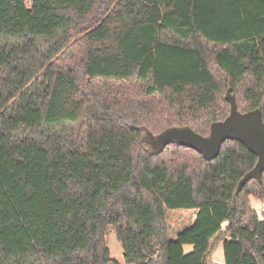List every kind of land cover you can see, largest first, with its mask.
Here are the masks:
<instances>
[{
    "label": "trees",
    "instance_id": "1",
    "mask_svg": "<svg viewBox=\"0 0 264 264\" xmlns=\"http://www.w3.org/2000/svg\"><path fill=\"white\" fill-rule=\"evenodd\" d=\"M226 89L264 119V0H0V264H119L110 231L126 264H264L258 157L144 136L208 135Z\"/></svg>",
    "mask_w": 264,
    "mask_h": 264
},
{
    "label": "water",
    "instance_id": "2",
    "mask_svg": "<svg viewBox=\"0 0 264 264\" xmlns=\"http://www.w3.org/2000/svg\"><path fill=\"white\" fill-rule=\"evenodd\" d=\"M226 100L230 103V114L213 122L208 135L196 132L191 126H172L158 135L148 133L146 142L153 151H162L166 146L177 143L201 153L205 159H215L227 140H237L246 145L257 157V163L238 184L241 191L251 179L262 181L264 173V119L260 108L242 112L238 108L236 96L228 91Z\"/></svg>",
    "mask_w": 264,
    "mask_h": 264
},
{
    "label": "rangeland",
    "instance_id": "3",
    "mask_svg": "<svg viewBox=\"0 0 264 264\" xmlns=\"http://www.w3.org/2000/svg\"><path fill=\"white\" fill-rule=\"evenodd\" d=\"M105 7H103L99 12L98 15H100ZM211 66L212 69L214 70V72L216 73V75L220 78H222V74L219 72V70L216 68L215 63L213 60H211ZM228 89V88H227ZM224 91V96L227 95L228 90ZM146 139L147 136L146 133L145 135ZM150 146V144H148ZM259 199H252V206L253 208H255L258 211H261V216L264 215V206L263 207H258L259 204H262V201H258ZM263 200V199H261ZM193 211H189V210H185V209H169L167 211V222L169 225V233H170V237L175 239L177 238L178 234L185 229L186 227H188L191 224V219H190V215L192 214ZM187 219V220H186ZM108 247L110 248L111 251V257L116 260L119 264H126L125 261V256H124V249L122 246V243L119 241V239L116 236V233L114 231H110L108 232ZM219 249L222 250L223 252V247H220ZM192 250V246L191 245H187L186 246V251H191ZM223 256V255H222Z\"/></svg>",
    "mask_w": 264,
    "mask_h": 264
},
{
    "label": "crops",
    "instance_id": "4",
    "mask_svg": "<svg viewBox=\"0 0 264 264\" xmlns=\"http://www.w3.org/2000/svg\"><path fill=\"white\" fill-rule=\"evenodd\" d=\"M259 199L260 201H262L261 203L262 204H259L258 207H263L264 206V200H261L260 198H257V197H251V204H252V199ZM258 200V201H259ZM263 205V206H262ZM253 207V206H252ZM255 209V208H254ZM256 210V209H255ZM257 213L259 214L260 218H264V215L261 216V211H258L256 210ZM191 217H190V221L191 223L194 222V220L196 219V215H197V212L196 211H193L192 214H189ZM187 220V219H186ZM220 247H223V252L221 249H219ZM223 255V256H222ZM212 263L213 264H226L225 263V255H224V246H223V243L220 244V246L217 248L216 252L214 253L213 257H212Z\"/></svg>",
    "mask_w": 264,
    "mask_h": 264
}]
</instances>
